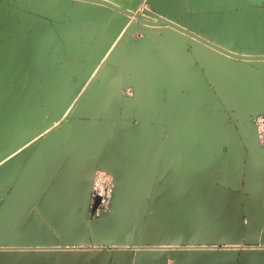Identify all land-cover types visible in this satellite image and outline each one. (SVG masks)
<instances>
[{"label":"crops","instance_id":"obj_1","mask_svg":"<svg viewBox=\"0 0 264 264\" xmlns=\"http://www.w3.org/2000/svg\"><path fill=\"white\" fill-rule=\"evenodd\" d=\"M152 8L261 59L221 56L167 26L112 41L123 17L98 4L0 0V264H166L169 255L196 264L198 254L155 246L264 243V149L251 124L264 110V0ZM27 105L35 126L68 114L20 147ZM96 168L116 178L114 207L90 219ZM258 248L241 256L264 258ZM235 255L209 254L221 263Z\"/></svg>","mask_w":264,"mask_h":264},{"label":"rangeland","instance_id":"obj_2","mask_svg":"<svg viewBox=\"0 0 264 264\" xmlns=\"http://www.w3.org/2000/svg\"><path fill=\"white\" fill-rule=\"evenodd\" d=\"M106 2H111V3H115V2H122V3H126L128 1H136V0H104ZM85 2V1H84ZM87 3H90V4H98V3H93V2H87ZM100 5V4H98ZM104 6V5H102ZM153 0H144L140 7H139V10L137 12V14L135 15V17H129V16H126L125 14H121V16L123 17V19L120 21V25H121V28H120V31L118 34L116 35H113L111 36V39H114L115 41L121 37V33L122 31L125 30L123 36L121 38H119L120 40H118V42H121V41H124L127 39V36L128 33H136L137 31H140V27H143V26H146L145 23H141L139 22L138 20H135V18L137 19H140V20H147V21H152V19H150L151 17L149 16H144L142 13H141V10L142 9H147V10H150L153 12ZM105 7V6H104ZM107 8V7H105ZM112 11V10H111ZM114 12V11H112ZM116 12V11H115ZM118 14V12H116ZM155 14V12H153ZM122 22V24H121ZM116 28L114 33L117 31V28H118V24L114 25ZM101 28H107L105 26H101L99 28L100 31ZM130 31V32H129ZM137 33H140V32H137ZM125 35V36H124ZM141 36H143L144 34L141 32L140 33ZM225 51L227 52H231L230 50H226L224 49ZM219 55H225L221 52H218L216 51ZM234 52L233 54H236V55H241L240 53H236L235 51H232ZM217 54V55H218ZM218 55V56H219ZM245 56V55H243ZM253 57H257V55H251ZM236 59V58H234ZM238 59V58H237ZM256 59H261V58H253L252 60H256ZM217 68L220 69V65L217 64ZM30 105H27V106H24V113H22V126H23V132H22V137L24 138H27L28 140H33L35 139L39 134H42L44 133L45 131H47V129H49V127L51 125H53L55 122L57 123L59 121V119H61L62 117H64L65 115H67L68 113H66V111H62L61 113H58L56 114L57 117L55 119H50L49 121H46L40 125L42 126H35L32 122L35 118V113L30 110L31 107H29ZM26 107V108H25ZM19 117L21 116V114L18 115ZM260 116H264V110L254 116H252L251 118V124H252V127H253V130H254V137L259 145L260 148H263L264 149V134H258V131H257V128L255 126V119L257 117H260ZM262 159H264V152H262ZM98 170V171H102L104 172L105 174H107L108 176L112 177L113 179V176L110 174V173H107L99 168H96L94 170V172ZM93 172V173H94ZM93 173H92V176H91V183H90V190H89V198H88V208H87V215L90 219H97L100 217V213L101 212H111L112 211V199H113V189H114V185L112 187V192L110 195V198L109 200H105V204L98 210L96 211V201L95 199L92 198V193H91V188H92V178H93ZM0 196H3V192H1L0 190ZM246 228V219L244 218L242 220V228L241 229H245ZM164 246L162 245H157L155 247H157L156 249L154 250H163V251H169L172 252V251H177V252H188L189 254H198L196 257L199 259H197L198 261L196 262V264H247V261L248 260H252V259H257V264H261L262 260L264 259L263 257H256V256H241L242 252H248V251H252L254 250L255 248H258V250H262L264 251V243L262 242H258V243H248V242H245L244 240L241 241L240 243H235V242H227V243H220V242H203V241H187V240H184L183 242H176V241H173V242H168L167 244H163ZM151 245H140V246H129L127 249L132 251V252H135V250L137 249H141V250H150ZM84 248L79 247V249H98V248H105V249H109L110 247L107 248V246H83ZM154 247V246H152ZM230 250H233V251H236L238 255H235V256H230V257H224L223 260L225 262H219V260L217 262H214V260L209 256V254L211 253H217V255L221 254V252L223 251H230ZM218 257V256H217ZM166 264H177L176 262V259H175V256H167L166 258Z\"/></svg>","mask_w":264,"mask_h":264},{"label":"water","instance_id":"obj_3","mask_svg":"<svg viewBox=\"0 0 264 264\" xmlns=\"http://www.w3.org/2000/svg\"><path fill=\"white\" fill-rule=\"evenodd\" d=\"M79 1H85V2H93V3H98V4H100V5H104L105 7H107V9H109V10H112V11H116V12H118V13H122V14H125L126 16H129V17H135V15L137 14V12H138V10H139V7H140V5H141V3L144 1V0H136L135 2L134 1H128V2H126V3H122V2H115V3H109V2H106V1H104V0H79ZM151 1V0H150ZM141 13L144 15V16H149V17H151L150 19H152V21H147V20H140V19H137V18H135V20H138L139 22H141V23H145L146 24V26H167V27H170V28H173V29H175V30H177V31H179V32H181V33H183V34H186V35H188V36H190V37H192V38H194L195 40H197V41H199V42H201V43H203V44H205V45H207V46H209V47H211V48H213L214 50H216V51H218V52H221V53H223V54H225V55H227V56H230V57H233V58H241V59H253V58H249V57H240V56H237V55H235V54H233V53H230V52H227V51H225V50H223V49H221V48H219V47H217V46H215V45H213V44H211V43H209V42H207V41H205V40H203L202 38H200L199 36H197V35H195V34H193V33H191V32H188V31H186L185 29H183V28H181V27H179V26H177V25H175V24H172L171 22H168V21H166V20H163V19H161L160 17H158L156 14H154L152 11H150V10H147V9H142L141 10ZM121 24H122V22H121ZM120 28H121V25L119 24V26H118V29H117V31L114 33V35H116V34H118L119 33V31H120ZM130 32V31H129ZM114 39H112V41H113ZM115 41V40H114ZM112 45H113V42H110L109 43V48H108V50L112 47ZM107 50V51H108ZM93 70H94V68H92L91 70H90V72L88 73V76L86 77V79L91 75V73L93 72ZM84 81H82V83H83ZM82 88H83V86H81V84H76V86H75V88L74 89H76V92L77 93H79L81 90H82ZM75 96H73L72 97V100H71V104H72V102L74 101V98ZM70 104V105H71ZM70 105L69 106H67V109L70 107ZM66 109V110H67ZM48 130V129H47ZM39 135H41V134H39ZM38 135V136H39ZM24 138V137H23ZM32 140H28L27 138H24L23 139V141H22V143L19 145L20 147L21 146H24V145H26V144H28V143H30ZM261 149H263V148H261ZM262 164L264 165V159H262ZM116 178H115V176H113V185H114V189H113V193H114V195L113 196H115V186H116ZM112 211H113V207H114V197H113V199H112ZM96 204H97V201H96ZM104 215H110V212L109 213H107V212H101L100 213V217H102V216H104Z\"/></svg>","mask_w":264,"mask_h":264},{"label":"built area","instance_id":"obj_4","mask_svg":"<svg viewBox=\"0 0 264 264\" xmlns=\"http://www.w3.org/2000/svg\"><path fill=\"white\" fill-rule=\"evenodd\" d=\"M254 121L258 134H264V116L257 117ZM112 187V177L98 170L93 173L91 193L92 198L97 201L96 211L106 203L105 200H109Z\"/></svg>","mask_w":264,"mask_h":264}]
</instances>
